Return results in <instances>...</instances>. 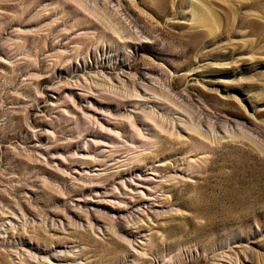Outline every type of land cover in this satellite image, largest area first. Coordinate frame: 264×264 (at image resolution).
Returning a JSON list of instances; mask_svg holds the SVG:
<instances>
[{
	"label": "rangeland",
	"instance_id": "1",
	"mask_svg": "<svg viewBox=\"0 0 264 264\" xmlns=\"http://www.w3.org/2000/svg\"><path fill=\"white\" fill-rule=\"evenodd\" d=\"M0 264H264V0H0Z\"/></svg>",
	"mask_w": 264,
	"mask_h": 264
}]
</instances>
